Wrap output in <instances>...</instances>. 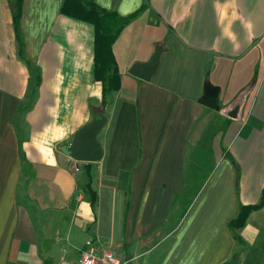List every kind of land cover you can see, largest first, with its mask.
<instances>
[{
  "label": "crops",
  "instance_id": "crops-1",
  "mask_svg": "<svg viewBox=\"0 0 264 264\" xmlns=\"http://www.w3.org/2000/svg\"><path fill=\"white\" fill-rule=\"evenodd\" d=\"M64 2L23 0L20 55L0 0V264L74 261L88 242L128 264H243L264 242V207L237 231L242 245L228 229L264 188V0H94L141 10L112 45L120 87L104 107L93 28ZM157 46L150 81L130 76ZM208 89L220 109L248 91L239 120L200 105ZM100 111L102 158L72 173L59 148Z\"/></svg>",
  "mask_w": 264,
  "mask_h": 264
},
{
  "label": "trees",
  "instance_id": "trees-1",
  "mask_svg": "<svg viewBox=\"0 0 264 264\" xmlns=\"http://www.w3.org/2000/svg\"><path fill=\"white\" fill-rule=\"evenodd\" d=\"M11 11L13 27L18 43L19 54L22 55V39L19 31V19L21 14V6L23 0H8ZM141 11V10H140ZM128 17H120L115 13H109L101 10L96 6L94 0H65L62 7V14L89 24L94 31L93 40V77L96 82H99L102 87V102L104 107L108 104V98L112 93L119 90L120 79L112 54V45L115 42L122 28L138 13ZM38 83V76L36 78ZM86 173V183L82 191L89 197L90 206L96 202L95 194L90 189L89 170L86 165L82 166ZM264 207V188L261 192L260 202L255 206H240L237 216L228 224L230 234L237 246L242 245V241L237 234V231L244 227L247 218L253 212L259 211Z\"/></svg>",
  "mask_w": 264,
  "mask_h": 264
},
{
  "label": "water",
  "instance_id": "water-1",
  "mask_svg": "<svg viewBox=\"0 0 264 264\" xmlns=\"http://www.w3.org/2000/svg\"><path fill=\"white\" fill-rule=\"evenodd\" d=\"M161 53L162 47L157 46L154 54L146 63L134 64L128 70V74L140 81L149 82L158 68ZM247 94L248 91H243L227 109H220L217 104L216 92L208 89L205 97L199 101V104L236 121L239 120ZM106 122L107 119L104 112H96L92 121L75 133L70 145L59 148L62 155L61 160L72 173H75L76 168L80 164H95L101 160L102 148L98 141V135L105 127ZM222 264H239V259L233 258Z\"/></svg>",
  "mask_w": 264,
  "mask_h": 264
},
{
  "label": "built area",
  "instance_id": "built-area-1",
  "mask_svg": "<svg viewBox=\"0 0 264 264\" xmlns=\"http://www.w3.org/2000/svg\"><path fill=\"white\" fill-rule=\"evenodd\" d=\"M55 264H128V262L111 251L98 250L92 242H88L76 260L68 261L62 257Z\"/></svg>",
  "mask_w": 264,
  "mask_h": 264
},
{
  "label": "rangeland",
  "instance_id": "rangeland-1",
  "mask_svg": "<svg viewBox=\"0 0 264 264\" xmlns=\"http://www.w3.org/2000/svg\"><path fill=\"white\" fill-rule=\"evenodd\" d=\"M190 195L192 194H189V196ZM263 234H264V229L260 230L261 238ZM245 252H248V253L245 254ZM242 254H243L242 256L243 264H264V242L261 241V239L258 240L256 246H254L253 248L247 249V250L244 249Z\"/></svg>",
  "mask_w": 264,
  "mask_h": 264
}]
</instances>
